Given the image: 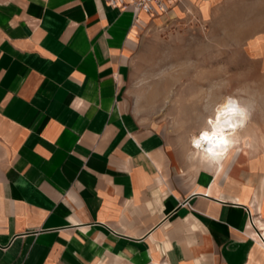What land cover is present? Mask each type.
<instances>
[{
	"label": "crops",
	"instance_id": "0c3cea01",
	"mask_svg": "<svg viewBox=\"0 0 264 264\" xmlns=\"http://www.w3.org/2000/svg\"><path fill=\"white\" fill-rule=\"evenodd\" d=\"M214 1L0 0V264H264L251 126L204 159L128 105L139 31Z\"/></svg>",
	"mask_w": 264,
	"mask_h": 264
},
{
	"label": "rangeland",
	"instance_id": "374dc122",
	"mask_svg": "<svg viewBox=\"0 0 264 264\" xmlns=\"http://www.w3.org/2000/svg\"><path fill=\"white\" fill-rule=\"evenodd\" d=\"M136 44L126 90L141 120L179 133L211 129L223 110L238 107L242 129L251 126L264 145V0L190 4L144 26Z\"/></svg>",
	"mask_w": 264,
	"mask_h": 264
},
{
	"label": "bare ground",
	"instance_id": "6f19581e",
	"mask_svg": "<svg viewBox=\"0 0 264 264\" xmlns=\"http://www.w3.org/2000/svg\"><path fill=\"white\" fill-rule=\"evenodd\" d=\"M229 116L227 118V123H225V117L222 115V113L229 111ZM221 113V118L222 120L219 122L222 126V132H221V136L226 140L227 136L229 135H235L238 132V130L240 128H243L244 125L246 124V117L243 115V113L241 112V110L238 107H231V108H227L225 110H223ZM214 130V128L211 129H206V130H201L195 137L194 139L200 138L203 133L205 131L209 132V134H211V132ZM242 130V129H241ZM217 139H220V137H217ZM207 146V142H202V148ZM194 149H196L198 152L201 153L202 148H197L195 145L193 146ZM228 142L226 140V143L223 144H218L214 153L212 154V156L214 158L215 157V153H219L221 154L223 151L228 150Z\"/></svg>",
	"mask_w": 264,
	"mask_h": 264
},
{
	"label": "built area",
	"instance_id": "2783aa9c",
	"mask_svg": "<svg viewBox=\"0 0 264 264\" xmlns=\"http://www.w3.org/2000/svg\"><path fill=\"white\" fill-rule=\"evenodd\" d=\"M174 1L176 0H107V4L109 6L121 7L129 2L135 11L143 10L148 13H165ZM261 238L264 243V238Z\"/></svg>",
	"mask_w": 264,
	"mask_h": 264
},
{
	"label": "clouds",
	"instance_id": "9594fccd",
	"mask_svg": "<svg viewBox=\"0 0 264 264\" xmlns=\"http://www.w3.org/2000/svg\"><path fill=\"white\" fill-rule=\"evenodd\" d=\"M230 111L231 110L222 113V115L225 117V123H227V118L229 116ZM221 132H222V126L219 123H217L211 134L205 131L200 138L193 140V144L197 148H202V142H207V146L203 147L201 151V156L204 159L211 158V155L214 153L218 144L226 143V140L221 136ZM217 137H220V139H217Z\"/></svg>",
	"mask_w": 264,
	"mask_h": 264
}]
</instances>
